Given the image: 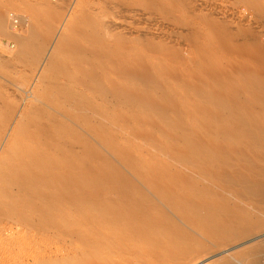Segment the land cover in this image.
I'll return each instance as SVG.
<instances>
[{"label":"bare ground","instance_id":"obj_1","mask_svg":"<svg viewBox=\"0 0 264 264\" xmlns=\"http://www.w3.org/2000/svg\"><path fill=\"white\" fill-rule=\"evenodd\" d=\"M82 12L80 14L84 15ZM174 18L176 20V16ZM4 20L0 5V26L6 22ZM71 26L73 38L78 37L80 42L73 44L60 37L56 45L73 55L82 53L72 59L76 62L74 75L79 74V78L74 76L78 78H74L76 86H81L85 92L72 90L74 85L70 90V85L69 88L63 85L66 80L63 83L62 77H57L63 84L51 82L48 90L42 91L40 100L45 101L47 111L58 109L66 114V120L73 122L64 123L65 119L63 123L62 119L58 122L52 114L42 111L44 108L38 111L34 108L33 113L37 112V117L44 115L47 119L44 121L50 122L51 127L43 125V129H38L37 126V130L29 131L34 139L31 147L21 150L20 155L15 154L9 167L12 178L1 181L0 186L6 193L5 199L0 195L3 199L0 200L1 217L22 222L38 233L60 225V236L69 243L73 256L50 258L43 263L134 264L126 257H146L136 263L186 264L189 259L205 255L208 246L214 250L223 248L264 229L262 57L257 61L249 52L240 51L242 60L209 71L201 63L200 79L184 82L177 71L151 64L139 50L133 52V59L129 58L132 51L124 49L121 40H118L121 44L107 40L104 24L92 23L88 15ZM45 33H30L31 42L22 45L25 54L35 57L42 54L41 47L49 40ZM58 57L52 56L51 64L59 60ZM59 66L55 67L60 70ZM192 72L190 75H194ZM163 74L174 81L179 91L185 89L197 98L193 108V104H188L191 108L186 104L188 109H193L188 111L197 115V120L191 124L186 121L189 118L186 106L177 98L182 94L162 80ZM134 108L142 112L131 114ZM38 119L31 120V124L38 125ZM117 129L127 131L132 140L137 139L153 149L135 148L128 143L129 139L126 142L130 138L126 135V139L121 138L124 143L121 144ZM54 131L56 136H53ZM167 137L170 141H166ZM158 150L166 151L167 160L154 154ZM191 164L194 173H186L182 167ZM11 188L16 190L13 195L9 193ZM263 250L258 244L244 254L258 257ZM218 264L231 263L224 260ZM250 264L260 263L253 259Z\"/></svg>","mask_w":264,"mask_h":264},{"label":"rangeland","instance_id":"obj_2","mask_svg":"<svg viewBox=\"0 0 264 264\" xmlns=\"http://www.w3.org/2000/svg\"><path fill=\"white\" fill-rule=\"evenodd\" d=\"M152 1L153 2H151V0H56L55 2H51L50 0H0V5L5 15L4 21H6L5 23H3L5 27L3 26V24L0 26V29H2L0 30V96L2 97H0V186L3 185L2 183L8 180L9 177L12 178L9 167L14 162H12V160L15 159V154L20 155L21 152L25 150V148L28 149L29 147H31V140L34 139H32V133L29 131L37 130V128L43 129L42 127L44 126L45 128L51 127L48 126L50 122L46 123L48 121H44L47 120L44 115L41 117H37V112L33 113V111L35 110L34 108H36V111H38V108L42 110L45 107V101L43 100V102H41L42 100H40L44 94L42 91L44 90L45 92V90H48L46 88L49 87V84L51 82L61 85L66 80V84L64 83L63 85H67V88H69L68 85H70V90L74 85L75 88H73L72 90H79L81 91L80 93L85 92L82 88H80L81 86H76L77 82H75V80H78L79 74L74 75L77 72H75V69V71L73 70L75 65L74 63H76L73 59L82 56V53L75 52L73 55L72 52L65 48L62 49V52L60 48H57L59 46L56 45L59 40L58 38L60 37L69 39L71 43L74 42L73 44H78L80 42V39L78 37L73 38V33L69 27L74 23L79 22V19L81 17H85L86 15H88V17L91 18L92 23H96V21L102 22L105 26V38L110 42L121 40L123 42V48L132 51V53L129 54V58L132 57L133 59V56L135 54L133 52H135V50H139L143 52L144 56L147 58L145 59L151 64H154L157 67L161 66L162 68L166 69L170 67L169 69L177 71V74L180 76V78L182 77L181 80H184V82H195V79H200L198 77L201 63L203 64L202 66L204 67V69L207 68L208 71L214 67H222L223 69L225 66L227 67L228 64L230 65L232 61L237 62L239 60H242L241 56L243 54L241 52H249L248 54H251L252 57L257 61L258 59L260 61L261 57V60H264V0ZM155 1L156 3L158 2V8ZM8 9L9 11H7ZM172 9L174 10V12ZM17 11L21 14H19ZM81 11H83L82 13H84V15L80 14ZM163 11L164 14L166 13V16H164ZM43 12L46 14L43 15ZM33 14L35 18L32 16ZM19 15L21 17V20L19 19ZM93 15L97 19L91 17ZM16 16L19 20L16 18ZM175 16L176 20L174 18ZM55 17L57 20H55ZM31 18L33 19V21H31ZM92 20H94V22ZM22 21L23 23H21ZM52 22L55 23L53 24ZM7 23L10 25H8ZM52 24L54 26H52ZM7 25L9 27H7ZM42 25H44L46 29L43 28L44 26ZM48 25H50V27ZM33 31L39 33L46 32L49 36V40L45 43L46 45L44 44L41 47L43 48L42 54L37 57L33 56L31 53H27L28 55L25 54L26 52L22 48V45H24L25 42H31L30 33ZM9 38L13 40H10ZM218 42H222L223 44L220 43V45H218ZM118 43L120 42L118 41ZM143 45H145V47ZM17 50L19 52L16 53ZM120 50H122V46ZM202 51L204 53H202ZM207 53H209L208 55L210 56H208ZM202 54H204L205 59ZM237 54H239L240 56ZM52 56H59L58 59L63 63L60 62L59 64V60L56 59L54 60V62L52 61L54 64H51L50 59ZM20 57L21 60L24 61V64L23 62H20L21 60H18L20 59ZM22 57L24 58V60ZM87 57L88 56H84V58H86L87 60L93 61L91 57ZM31 58H33V60L35 61L31 60ZM28 59L30 60L28 61ZM220 61H223L222 64ZM64 62L65 65H63ZM55 63L57 66L60 65L59 67L61 71L59 70V68L55 67ZM61 66H63L64 68L62 67L61 69ZM83 67V69H87V66ZM55 68L58 70H56ZM67 69L70 70L68 71ZM186 70H188L189 74ZM1 71H3L4 73ZM192 71H194V75H190L193 73ZM65 72L67 73L66 75ZM70 74H73V77H71ZM182 74L186 76L183 77ZM165 75L166 74H163V77L161 76L163 78L162 80L166 81L167 84L170 83L168 85H170L171 87L173 86L174 91L176 90L177 93L182 94L179 96L177 94L178 101L179 99L180 101L182 100L181 102L182 104L184 103L183 105L186 106L185 108L187 109V111L193 110L188 109L187 105L191 103V105L193 104L191 106L193 108L196 105V101L194 100H196L197 98L191 93L186 92L185 89H180L179 91L176 88L174 81H172V79L170 80V78L166 76L168 80L167 81L164 77ZM39 76L41 78H39ZM74 76H77L78 78ZM46 77L47 79H45ZM57 77H62L60 80H63V83ZM193 78L194 80H192ZM102 79L104 80L103 77ZM36 82L37 85L39 82L38 90ZM37 95L40 96L37 97ZM180 97H182V99ZM186 98H188V100ZM112 103L113 105H117L116 102ZM182 104L180 105L183 107ZM46 109L47 108H44L42 111L52 114L55 117V120H58V122L62 121L63 123V119L66 120L67 118L66 114L58 109L53 108L51 111H47ZM141 110L142 109L140 108H134L135 112L132 111L131 114H140L142 112ZM189 111V115L187 114V117L189 118H187L186 121L189 120L188 123L191 124L193 120H197V115H192V112L190 113ZM24 114H26V116ZM35 118H39V124L37 123L38 125L34 126L31 124V120H36ZM41 118H43V121L40 120ZM60 119L62 120L59 121ZM24 120L28 122H25ZM65 120L64 123L68 122L71 124V122H73L71 119L66 121ZM21 126V129H23L24 131L19 128ZM20 130L23 133H19ZM118 130L121 131V129H117V131L115 132L117 135L119 134V139L125 138V135L126 138L130 137L127 138L126 142L129 139L128 143L130 142V144H134L135 148L140 147L142 151H149L150 149H153L148 145H144L137 139L132 140L133 137L128 136L129 133L127 131H121L122 133H117ZM56 134V131H54L53 136H56ZM25 135L26 137H24ZM122 139L119 142L121 144H124ZM166 141H170V139L167 137ZM140 148L138 149L141 150ZM4 150L7 151L5 152L6 155L4 153ZM155 152L156 153L154 154L158 158L167 160L165 156V150H158ZM171 160L170 162L174 165H180V162ZM2 168H7L6 170H3L6 173H3V171L1 170ZM182 169L186 173H194L192 164L189 166H184L182 167ZM1 175L5 177V180L3 179V177H1ZM9 193L13 195L16 193V190L11 188L9 190ZM5 194L6 193H4V191L0 189V195H3V199L6 198ZM1 198L0 200L3 201V199ZM8 219L9 218L0 216V264H44L43 262L48 261L50 258L63 257L66 255L73 256V251L70 250L69 243L66 240H63L60 236V232L62 230L60 229V225L50 228L46 232L38 233L22 225L24 224L22 222H14V220L12 221ZM262 230L258 231L261 232L259 234L257 231V233L254 232L252 236L248 237V239L245 238L239 240L238 243L235 242L237 244H235L234 242L229 244L231 245L230 247H228L229 245H227L221 248V246L217 249L215 248L214 250L212 246H208L206 254L203 255L204 257L200 256L194 259H189V262H186V264H218L219 262H222L224 260L230 262L231 264H250V261H252L253 259H257L260 264H264V250L261 252V254L258 255V257H248L244 254L246 253L248 248L252 246L259 244L264 247V231ZM235 253L237 254L235 255ZM241 253L243 254L241 255ZM237 255H240L242 257H238ZM126 259L127 261L130 260L129 262L137 264L138 261H140L141 259L144 260L146 259V257H126Z\"/></svg>","mask_w":264,"mask_h":264},{"label":"built area","instance_id":"obj_3","mask_svg":"<svg viewBox=\"0 0 264 264\" xmlns=\"http://www.w3.org/2000/svg\"><path fill=\"white\" fill-rule=\"evenodd\" d=\"M51 2H55L56 0H50Z\"/></svg>","mask_w":264,"mask_h":264}]
</instances>
